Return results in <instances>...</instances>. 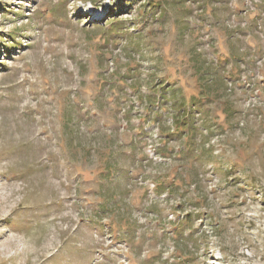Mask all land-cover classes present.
<instances>
[{
	"label": "rangeland",
	"instance_id": "obj_1",
	"mask_svg": "<svg viewBox=\"0 0 264 264\" xmlns=\"http://www.w3.org/2000/svg\"><path fill=\"white\" fill-rule=\"evenodd\" d=\"M0 264H264V0H0Z\"/></svg>",
	"mask_w": 264,
	"mask_h": 264
},
{
	"label": "trees",
	"instance_id": "obj_2",
	"mask_svg": "<svg viewBox=\"0 0 264 264\" xmlns=\"http://www.w3.org/2000/svg\"><path fill=\"white\" fill-rule=\"evenodd\" d=\"M209 78H210V81H212L211 76H209ZM205 80L208 81L207 78H205ZM168 90H169L170 94L174 93L173 88L170 89V87H163V91H161V93H162V97L164 98V99H162V100H164V102L159 105V109L160 108H166L170 111L171 126L173 127V130L176 132H178V130H179L180 132L183 133V135L187 136V141L184 143L183 148L185 150H191V149H193V145H192L193 138H190V137L193 135V132L190 130V126L187 124V122H191V120H190L191 114L187 113V111L182 108L181 104L178 106L177 105L178 102L175 101L176 99H172V101H170L169 105H167L166 93ZM203 92L204 93H198V94L204 95L206 97L208 95H210L206 90H204ZM171 97H173V95ZM192 100H195V99L192 97ZM182 124H184V125H182ZM160 129H161V127H160ZM181 150H180V152H181ZM161 156H164V155H161ZM195 175H196V173L194 174V176ZM170 178L172 181L174 180V176H171ZM190 182L192 183L193 179H191ZM173 186L174 185L171 183L169 185L165 186V185H163L162 181H159V193L162 191H166L167 194H171V193H173V191H172ZM182 221H184V220L180 219L177 222V224H173V231H172L173 236H177V235H180L182 233V231H181ZM187 225H189V223Z\"/></svg>",
	"mask_w": 264,
	"mask_h": 264
}]
</instances>
